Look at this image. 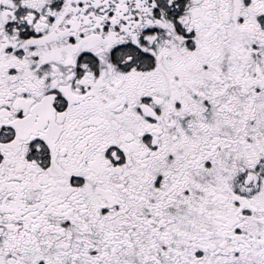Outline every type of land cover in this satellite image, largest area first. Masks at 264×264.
Here are the masks:
<instances>
[{
    "label": "snow or ice",
    "instance_id": "obj_1",
    "mask_svg": "<svg viewBox=\"0 0 264 264\" xmlns=\"http://www.w3.org/2000/svg\"><path fill=\"white\" fill-rule=\"evenodd\" d=\"M0 264H264V0H0Z\"/></svg>",
    "mask_w": 264,
    "mask_h": 264
}]
</instances>
